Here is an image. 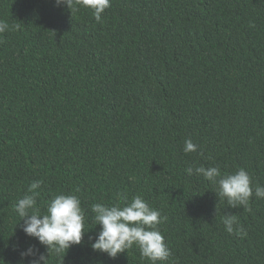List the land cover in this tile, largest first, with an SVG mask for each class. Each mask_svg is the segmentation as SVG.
I'll use <instances>...</instances> for the list:
<instances>
[{
    "label": "trees",
    "instance_id": "obj_1",
    "mask_svg": "<svg viewBox=\"0 0 264 264\" xmlns=\"http://www.w3.org/2000/svg\"><path fill=\"white\" fill-rule=\"evenodd\" d=\"M0 20L20 25L0 34V264H27L33 245L49 255L14 208L34 181L38 205L75 194L85 209L64 264H150L136 247H90L91 206L120 195L167 217L171 264H264V199L231 208L185 171L244 168L264 185V0H112L102 23L55 0H0Z\"/></svg>",
    "mask_w": 264,
    "mask_h": 264
},
{
    "label": "clouds",
    "instance_id": "obj_2",
    "mask_svg": "<svg viewBox=\"0 0 264 264\" xmlns=\"http://www.w3.org/2000/svg\"><path fill=\"white\" fill-rule=\"evenodd\" d=\"M111 3L112 0H55L57 7L66 6L72 14L80 8L91 9L97 23L103 22V14L111 7ZM19 28V24L9 25L8 22L0 20V34ZM198 148L191 138L185 140V153L196 152ZM185 171L189 176L202 175L205 180L215 185L219 199H226L231 208L243 207L251 211L249 205L253 196L264 199V185L253 184L251 176L244 168L234 173H222L215 166L188 167ZM42 183L43 181L31 183L27 193L15 203L14 208L19 221H23L22 231L25 235L38 240L50 256L55 253L64 264L65 253L73 246L81 245L89 231L86 227L85 209L81 199L75 194L58 193L38 205ZM91 212L94 214L92 219L95 225L100 226L97 235L90 237L93 251L115 258L136 247L141 258L150 264H171V249L159 230V225L167 217L162 216L141 195L134 196L131 201L127 196L120 195L110 204L94 203ZM223 224L227 233L247 236L243 227L238 225L235 215H225ZM20 255L27 264H49V255L34 245L21 251Z\"/></svg>",
    "mask_w": 264,
    "mask_h": 264
}]
</instances>
